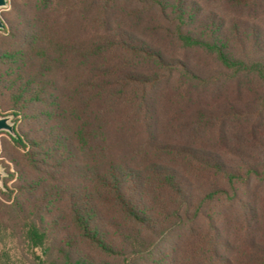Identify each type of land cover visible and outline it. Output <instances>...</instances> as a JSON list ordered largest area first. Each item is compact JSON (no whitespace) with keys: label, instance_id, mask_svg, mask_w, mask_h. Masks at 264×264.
Here are the masks:
<instances>
[{"label":"trees","instance_id":"16d2710c","mask_svg":"<svg viewBox=\"0 0 264 264\" xmlns=\"http://www.w3.org/2000/svg\"><path fill=\"white\" fill-rule=\"evenodd\" d=\"M1 17L0 264H264V0Z\"/></svg>","mask_w":264,"mask_h":264},{"label":"rangeland","instance_id":"374dc122","mask_svg":"<svg viewBox=\"0 0 264 264\" xmlns=\"http://www.w3.org/2000/svg\"><path fill=\"white\" fill-rule=\"evenodd\" d=\"M10 4H11V0L8 1V5L7 6L0 8V15L2 14V12L4 10H6V9H8L10 7ZM163 113H164L165 116L168 115V112H166V109L163 111ZM12 120H13V118H12ZM0 131H5V130H0ZM5 132H8V131H5ZM168 135L172 139H174V140H180V141H186L190 137L186 132H183V131H170L168 133ZM7 137L8 136H7L6 133H4V132L3 133H0V165L2 166V168H3L4 172H5V176H7L8 173H7V168H6V166L4 164V160H3V156H4V152H5V145L3 143V140L5 138H7ZM0 187H2L1 184H0ZM262 222L264 223V218H263ZM228 229H227L228 232H227L226 237L227 236L230 237V240H232V242L241 243V241L243 239L242 238V233L237 231L238 230L237 227L232 224V226L230 225V227ZM227 253H229V252L227 251Z\"/></svg>","mask_w":264,"mask_h":264},{"label":"water","instance_id":"95a60500","mask_svg":"<svg viewBox=\"0 0 264 264\" xmlns=\"http://www.w3.org/2000/svg\"><path fill=\"white\" fill-rule=\"evenodd\" d=\"M9 0H0V8L5 7L8 5ZM4 21L0 15V28L4 27ZM12 114H3L0 112V130L8 131L9 133H15V122L12 120ZM4 176L5 172L0 165V184H4Z\"/></svg>","mask_w":264,"mask_h":264}]
</instances>
